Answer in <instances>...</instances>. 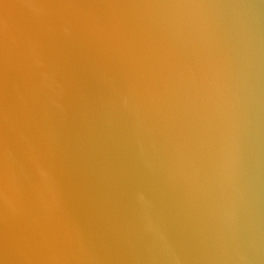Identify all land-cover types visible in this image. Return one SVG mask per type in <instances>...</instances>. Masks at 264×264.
<instances>
[{
  "label": "water",
  "instance_id": "1",
  "mask_svg": "<svg viewBox=\"0 0 264 264\" xmlns=\"http://www.w3.org/2000/svg\"><path fill=\"white\" fill-rule=\"evenodd\" d=\"M0 264H264V0H0Z\"/></svg>",
  "mask_w": 264,
  "mask_h": 264
}]
</instances>
